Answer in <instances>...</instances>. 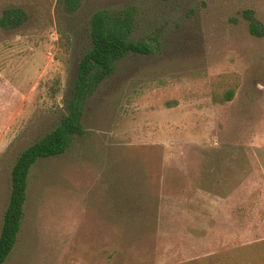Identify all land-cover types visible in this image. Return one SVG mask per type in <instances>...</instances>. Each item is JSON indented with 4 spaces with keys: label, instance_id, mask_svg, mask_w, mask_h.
<instances>
[{
    "label": "rangeland",
    "instance_id": "1",
    "mask_svg": "<svg viewBox=\"0 0 264 264\" xmlns=\"http://www.w3.org/2000/svg\"><path fill=\"white\" fill-rule=\"evenodd\" d=\"M0 233L20 153L68 113L90 19L131 9L130 54L85 133L29 175L3 264H264V0H0ZM234 92L228 99V92Z\"/></svg>",
    "mask_w": 264,
    "mask_h": 264
},
{
    "label": "trees",
    "instance_id": "2",
    "mask_svg": "<svg viewBox=\"0 0 264 264\" xmlns=\"http://www.w3.org/2000/svg\"><path fill=\"white\" fill-rule=\"evenodd\" d=\"M250 32L264 35L262 24L251 11H245ZM27 14L16 8L4 10L0 25L6 29L19 26ZM135 16L131 9L110 11L100 9L90 19V48L84 53L77 78L68 100V113L51 132L25 148L17 158L12 170V186L9 203L4 215L0 233V264L6 262L12 253L25 217L28 198L29 175L32 167L44 158L60 156L71 146L75 136L85 133L83 125L84 108L87 98L109 78L117 64L130 54H150L149 43L134 38ZM234 92H228L232 99Z\"/></svg>",
    "mask_w": 264,
    "mask_h": 264
}]
</instances>
